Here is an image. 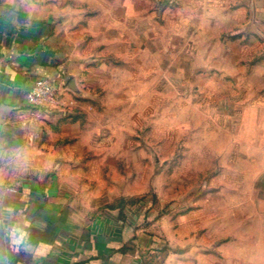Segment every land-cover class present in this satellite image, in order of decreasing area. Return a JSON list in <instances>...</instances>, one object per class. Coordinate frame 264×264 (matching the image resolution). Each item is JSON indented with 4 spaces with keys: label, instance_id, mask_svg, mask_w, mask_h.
I'll return each instance as SVG.
<instances>
[{
    "label": "rangeland",
    "instance_id": "obj_1",
    "mask_svg": "<svg viewBox=\"0 0 264 264\" xmlns=\"http://www.w3.org/2000/svg\"><path fill=\"white\" fill-rule=\"evenodd\" d=\"M1 11L57 53L56 102L32 113L40 143L98 149L72 157L84 170L57 173L71 210L113 213L146 264L257 263L264 0H0ZM76 122L81 136L60 140Z\"/></svg>",
    "mask_w": 264,
    "mask_h": 264
},
{
    "label": "crops",
    "instance_id": "obj_2",
    "mask_svg": "<svg viewBox=\"0 0 264 264\" xmlns=\"http://www.w3.org/2000/svg\"><path fill=\"white\" fill-rule=\"evenodd\" d=\"M38 32V27L22 26L1 11L0 264H146L143 244L133 247L132 228L113 213L86 220L68 207V199L56 195L58 186L65 185L60 182L67 181L57 173L79 172L87 166L72 157L99 152L54 144L51 136L40 143L37 120L25 95L37 77L56 79L57 53ZM68 105L88 110L78 101ZM71 126L62 125L60 140L81 136L79 123ZM36 172L45 175H21ZM261 236L253 241L256 264H264Z\"/></svg>",
    "mask_w": 264,
    "mask_h": 264
},
{
    "label": "built area",
    "instance_id": "obj_3",
    "mask_svg": "<svg viewBox=\"0 0 264 264\" xmlns=\"http://www.w3.org/2000/svg\"><path fill=\"white\" fill-rule=\"evenodd\" d=\"M25 100L32 113L56 102L54 85L50 78L37 77L25 95Z\"/></svg>",
    "mask_w": 264,
    "mask_h": 264
}]
</instances>
